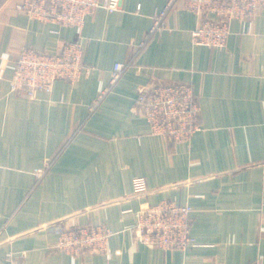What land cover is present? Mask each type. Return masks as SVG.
Masks as SVG:
<instances>
[{"label":"crops","instance_id":"0c3cea01","mask_svg":"<svg viewBox=\"0 0 264 264\" xmlns=\"http://www.w3.org/2000/svg\"><path fill=\"white\" fill-rule=\"evenodd\" d=\"M19 2L0 0V260L13 252L24 254L18 264H264V9L251 24L232 21L225 46L211 49L192 43L198 18L180 6L148 33L167 0L99 8L81 32L89 72L30 99L9 91L19 48L55 53L77 35L19 13ZM116 63L123 74L91 109ZM152 80L192 85L201 128L188 142L151 135L132 112ZM162 200L192 208L186 250L133 240L136 212ZM57 223L105 224L118 254L53 251Z\"/></svg>","mask_w":264,"mask_h":264},{"label":"built area","instance_id":"2783aa9c","mask_svg":"<svg viewBox=\"0 0 264 264\" xmlns=\"http://www.w3.org/2000/svg\"><path fill=\"white\" fill-rule=\"evenodd\" d=\"M121 0H20L19 13L30 19L57 26L71 27L77 39L63 42L55 53L19 48L9 91L18 96L35 98L39 93H50L56 81L77 82L89 72L83 62L85 46L81 32L85 19L102 8L108 12L119 9ZM178 6L195 14L197 26L191 32L195 45L211 49L223 48L230 33L232 21L251 24L264 9V0H167L164 8L153 16L149 34L164 28L166 14ZM143 43L138 46L141 47ZM126 65L116 63L108 85L99 86L98 96L91 105L96 107L123 74ZM131 110L142 116L149 125L150 134L170 143L188 142L200 130V106L192 85L181 80H152L138 88ZM44 170L35 172L40 178ZM192 208L174 200H162L145 205L136 212L131 227L136 243L164 251L186 250L192 243L190 235ZM56 242L53 251L73 257L104 256L107 259L118 251L108 247L113 232L105 224H54ZM8 238L5 243H10ZM1 244V241H0ZM24 254L7 252L0 264H18Z\"/></svg>","mask_w":264,"mask_h":264}]
</instances>
